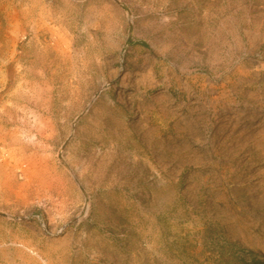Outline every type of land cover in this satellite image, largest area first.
Instances as JSON below:
<instances>
[{
    "label": "rangeland",
    "instance_id": "obj_1",
    "mask_svg": "<svg viewBox=\"0 0 264 264\" xmlns=\"http://www.w3.org/2000/svg\"><path fill=\"white\" fill-rule=\"evenodd\" d=\"M0 264H264V0H0Z\"/></svg>",
    "mask_w": 264,
    "mask_h": 264
},
{
    "label": "bare ground",
    "instance_id": "obj_2",
    "mask_svg": "<svg viewBox=\"0 0 264 264\" xmlns=\"http://www.w3.org/2000/svg\"><path fill=\"white\" fill-rule=\"evenodd\" d=\"M120 94H121V93H120ZM164 98H168V97L164 96Z\"/></svg>",
    "mask_w": 264,
    "mask_h": 264
}]
</instances>
